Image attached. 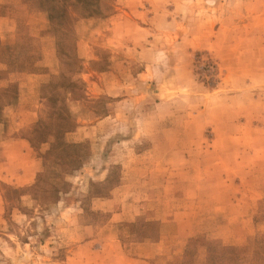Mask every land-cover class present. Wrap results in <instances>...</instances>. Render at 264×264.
<instances>
[{
  "label": "rangeland",
  "instance_id": "1",
  "mask_svg": "<svg viewBox=\"0 0 264 264\" xmlns=\"http://www.w3.org/2000/svg\"><path fill=\"white\" fill-rule=\"evenodd\" d=\"M145 254L264 264V0H0V264Z\"/></svg>",
  "mask_w": 264,
  "mask_h": 264
},
{
  "label": "crops",
  "instance_id": "2",
  "mask_svg": "<svg viewBox=\"0 0 264 264\" xmlns=\"http://www.w3.org/2000/svg\"><path fill=\"white\" fill-rule=\"evenodd\" d=\"M159 242H160V240H158L156 242H153L152 244L156 246L157 244H159ZM155 252L160 254L161 253V249H159V250H157ZM149 256L150 255H148V254L143 255V257H134V256H129V255L128 256L127 255L120 256L124 262L121 263L122 262L121 261V262L118 263V261H117L114 264H152L150 262V260H148Z\"/></svg>",
  "mask_w": 264,
  "mask_h": 264
}]
</instances>
